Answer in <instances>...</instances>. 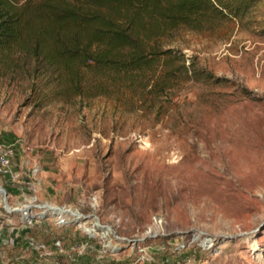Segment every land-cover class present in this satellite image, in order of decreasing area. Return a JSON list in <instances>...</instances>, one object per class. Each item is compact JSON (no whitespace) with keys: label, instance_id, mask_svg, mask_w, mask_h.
<instances>
[{"label":"rangeland","instance_id":"rangeland-1","mask_svg":"<svg viewBox=\"0 0 264 264\" xmlns=\"http://www.w3.org/2000/svg\"><path fill=\"white\" fill-rule=\"evenodd\" d=\"M160 45L175 57L168 81L162 67L133 84L85 67L80 91L21 50L0 61V130L17 141L7 201L82 214L72 232L99 246L86 264H264V0L242 20L176 28ZM0 224H23L1 194ZM45 225L28 237L48 240ZM77 237L72 263L85 264ZM35 257L0 245V264Z\"/></svg>","mask_w":264,"mask_h":264},{"label":"trees","instance_id":"trees-1","mask_svg":"<svg viewBox=\"0 0 264 264\" xmlns=\"http://www.w3.org/2000/svg\"><path fill=\"white\" fill-rule=\"evenodd\" d=\"M259 1L0 0V61H7L14 49L21 50L58 72L61 81L70 83L77 91L82 83L79 72L85 67L131 84L143 81L156 67H162V80L168 81L175 72L170 68L175 57L171 49L160 45L167 33L180 27L203 31L229 25L242 20ZM2 134L6 141H13L14 138ZM14 186L12 182L6 184L8 194L16 191ZM44 223L45 227L52 223L55 229L50 233L46 228L43 234L49 239L36 242L47 244L50 254L29 245L34 238L28 237L32 230H27ZM73 227H59L52 217L34 219L22 224L21 230L5 229L4 235L12 240L0 245L31 248L37 254L36 264H64L59 258H67L68 264H73L79 235V239L87 241L89 252L80 258L86 264L97 254L99 246L79 230L72 232ZM58 239L62 246L71 241L72 252L55 253ZM162 260L176 264L171 256Z\"/></svg>","mask_w":264,"mask_h":264},{"label":"built area","instance_id":"built-area-1","mask_svg":"<svg viewBox=\"0 0 264 264\" xmlns=\"http://www.w3.org/2000/svg\"><path fill=\"white\" fill-rule=\"evenodd\" d=\"M16 149H17V141H6L3 138V134L0 130V176L4 178V185L0 184V194L4 197L6 213L10 215L14 212H18V213L20 212L23 224L28 223L34 219H43L47 217H52L54 218L56 225L59 227L65 226V225L66 226L71 225L73 222H77V224L79 225L78 220L82 219L80 218L82 214H80L73 208L53 204L48 200L47 201L38 200L36 203H31V204L25 203L20 207L19 206L13 207L9 204V202L7 201L8 192L5 186L7 183L11 182V180H14L18 175L14 168L13 161H12L13 156L16 154ZM30 150H32L30 146L25 147V152H29ZM40 167L41 166L39 162L36 161L32 168L33 174H38V172L40 171ZM36 181H37V184H39L40 180L37 179ZM28 184L30 185V183ZM153 222H154L153 223L154 227L156 225L164 224L163 218L161 216H154ZM151 227L148 230L150 231L148 232V234L152 233ZM107 228L109 227L107 226ZM3 229H4L3 225L0 224V242H7L9 239L12 240V238H9L8 236L6 237L4 235L5 229L4 230ZM158 232H155L154 234ZM98 233H103L100 235L101 237H103V240L106 241L105 240L106 234L104 233V231L101 230V232H98ZM114 237H115L114 240L121 239L119 235L117 236L114 235ZM104 241H103L102 247H108L109 245H111V242L106 243ZM55 244L58 247H62V242L59 239L56 240ZM29 245L33 246L36 250L40 252H44L46 254L51 253V248H49V246L45 243L36 242L32 239L29 241Z\"/></svg>","mask_w":264,"mask_h":264},{"label":"crops","instance_id":"crops-1","mask_svg":"<svg viewBox=\"0 0 264 264\" xmlns=\"http://www.w3.org/2000/svg\"><path fill=\"white\" fill-rule=\"evenodd\" d=\"M71 244H73V243L71 241H68V242H66L65 246L57 247V249H55L54 252L56 253L60 250V251H63V254L70 253V252H72V247H71L72 245ZM60 251L58 253H62ZM44 254H46V253H44Z\"/></svg>","mask_w":264,"mask_h":264},{"label":"bare ground","instance_id":"bare-ground-1","mask_svg":"<svg viewBox=\"0 0 264 264\" xmlns=\"http://www.w3.org/2000/svg\"><path fill=\"white\" fill-rule=\"evenodd\" d=\"M104 228H106V229H109V228H107V226H106V225L104 226ZM151 231H152V229H151Z\"/></svg>","mask_w":264,"mask_h":264}]
</instances>
